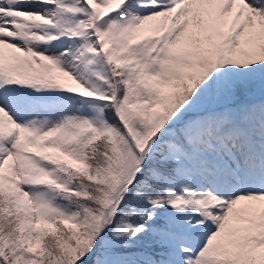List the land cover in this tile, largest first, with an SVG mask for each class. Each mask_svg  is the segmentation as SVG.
Here are the masks:
<instances>
[{
    "label": "snow or ice",
    "instance_id": "1",
    "mask_svg": "<svg viewBox=\"0 0 264 264\" xmlns=\"http://www.w3.org/2000/svg\"><path fill=\"white\" fill-rule=\"evenodd\" d=\"M0 264H264V0H0Z\"/></svg>",
    "mask_w": 264,
    "mask_h": 264
}]
</instances>
